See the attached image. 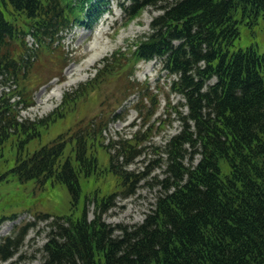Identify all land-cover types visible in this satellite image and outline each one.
Wrapping results in <instances>:
<instances>
[{
	"label": "trees",
	"instance_id": "1",
	"mask_svg": "<svg viewBox=\"0 0 264 264\" xmlns=\"http://www.w3.org/2000/svg\"><path fill=\"white\" fill-rule=\"evenodd\" d=\"M131 1V19L149 5L163 11L152 21V32L136 41L134 53L162 58L177 75L170 90L185 98L172 107L182 129L163 148L162 190L155 207L134 225L106 222L113 194L96 198L92 219L86 206L77 218L54 216L41 264H264V52L254 46L234 49L242 21L264 20V0ZM72 8L68 0H0V82L30 65L31 54L16 57L24 52L26 33L41 44L57 40L70 27ZM109 63L106 58V69ZM5 96H0V147L10 129L37 132L29 122L11 118L12 105ZM147 96L152 108L143 110V116L150 120L159 99ZM64 97L70 102L74 95ZM180 105L187 107L186 113ZM103 125L93 119L69 138L60 134L31 155L18 156L12 169L24 179L43 175L66 183L77 202L80 174H93L97 165L88 145L99 138ZM120 144L130 154L126 161L140 151L129 141ZM196 154L200 158L194 163ZM110 164L125 194L147 175L120 171L114 154ZM32 224L0 244L3 261Z\"/></svg>",
	"mask_w": 264,
	"mask_h": 264
},
{
	"label": "rangeland",
	"instance_id": "2",
	"mask_svg": "<svg viewBox=\"0 0 264 264\" xmlns=\"http://www.w3.org/2000/svg\"><path fill=\"white\" fill-rule=\"evenodd\" d=\"M68 1L73 5L74 13L80 0L76 3ZM100 3L101 8L110 10L109 18L107 14L101 15L92 27L82 25L90 24L87 21L78 24L62 41L49 44L46 49L38 47L37 56L33 55L28 68L23 67L14 81L0 86V95L5 92L12 105L11 118L18 122L27 121L37 128V132L31 135L10 129L11 134L1 144L0 217L15 215L0 218V244L6 237L15 236V231L26 223L34 222V225L10 258L3 261L0 257V264L42 263L45 259L43 246L48 240L49 222L53 217H37L39 212L75 218L81 215L85 199L89 197L88 214L93 218V199L118 191L108 202L111 208L104 215L106 222L134 225L142 222L155 207L162 190L159 180L165 177L163 146L182 128L179 115L172 107L185 99L170 91L171 81L176 76L168 72L163 62L154 59L136 64L139 58L134 53L135 46H131L152 32L151 23L161 11L157 6H147L131 19V13L125 11L130 0H102ZM6 16L11 18L8 14ZM239 31L234 49L254 46L264 52L262 17L256 23L245 19L239 24ZM26 47L27 44L21 46L24 52L17 54V58L26 53ZM114 52H118L115 57L112 56ZM97 54L99 57L91 63L90 59ZM105 57L110 58L109 69L101 65ZM133 68L136 73L131 76ZM131 84L136 87L130 88ZM142 88L147 90L143 93ZM78 91L84 92L78 96L75 94ZM66 94L74 95L73 100L64 102ZM146 95H157L160 99L159 108L149 122L141 118L137 109L151 104L145 99ZM146 108L149 110V106ZM101 117L104 124L101 136L92 143L91 153L88 151L91 157H97L100 168L92 176L80 174L82 190L76 205L66 183L43 175L24 179L12 169L18 156L27 157L59 134L69 137L77 129L88 127L93 119L99 123ZM46 118L51 121L39 126ZM109 139L129 141L134 150H140L139 155L125 165L130 154L120 150L121 144L111 146L115 165L121 171L147 172L143 179L134 183L128 194L120 191L124 188L118 176L109 172V156L103 148ZM198 157L196 155L194 159Z\"/></svg>",
	"mask_w": 264,
	"mask_h": 264
},
{
	"label": "bare ground",
	"instance_id": "3",
	"mask_svg": "<svg viewBox=\"0 0 264 264\" xmlns=\"http://www.w3.org/2000/svg\"><path fill=\"white\" fill-rule=\"evenodd\" d=\"M98 57H99L98 54L95 55V57L92 56V59H90V60H91V63H94V62L97 60ZM150 65H151V64H150Z\"/></svg>",
	"mask_w": 264,
	"mask_h": 264
}]
</instances>
